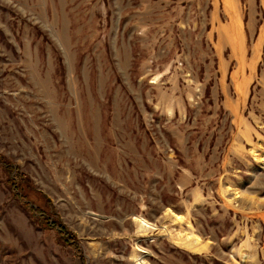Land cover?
<instances>
[{"label": "rangeland", "instance_id": "rangeland-1", "mask_svg": "<svg viewBox=\"0 0 264 264\" xmlns=\"http://www.w3.org/2000/svg\"><path fill=\"white\" fill-rule=\"evenodd\" d=\"M0 264H264V0H0Z\"/></svg>", "mask_w": 264, "mask_h": 264}, {"label": "bare ground", "instance_id": "bare-ground-1", "mask_svg": "<svg viewBox=\"0 0 264 264\" xmlns=\"http://www.w3.org/2000/svg\"><path fill=\"white\" fill-rule=\"evenodd\" d=\"M140 222L144 225V226H147V227H151L150 224H148L146 221L140 219Z\"/></svg>", "mask_w": 264, "mask_h": 264}, {"label": "trees", "instance_id": "trees-1", "mask_svg": "<svg viewBox=\"0 0 264 264\" xmlns=\"http://www.w3.org/2000/svg\"><path fill=\"white\" fill-rule=\"evenodd\" d=\"M62 231V234H64V235H68V233L67 232H65V230H63V229H61Z\"/></svg>", "mask_w": 264, "mask_h": 264}]
</instances>
